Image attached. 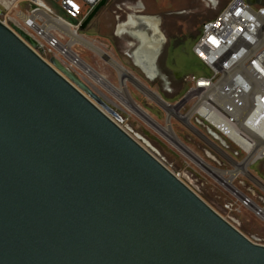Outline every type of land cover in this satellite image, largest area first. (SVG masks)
Masks as SVG:
<instances>
[{
    "label": "water",
    "instance_id": "1",
    "mask_svg": "<svg viewBox=\"0 0 264 264\" xmlns=\"http://www.w3.org/2000/svg\"><path fill=\"white\" fill-rule=\"evenodd\" d=\"M42 54L0 22V264H264V246L120 128L89 83Z\"/></svg>",
    "mask_w": 264,
    "mask_h": 264
},
{
    "label": "rangeland",
    "instance_id": "2",
    "mask_svg": "<svg viewBox=\"0 0 264 264\" xmlns=\"http://www.w3.org/2000/svg\"><path fill=\"white\" fill-rule=\"evenodd\" d=\"M228 2L229 0H108L83 31L76 29L79 36L100 47L110 60L122 67L135 81H127V95L142 109L154 126L156 124L159 128L170 127L176 139L200 158L210 170L182 153L172 142L165 139L156 127L127 107L125 98L116 99L88 76L78 70L77 72L125 121V125L131 130L130 135L140 145L175 176H179L211 209L230 221L246 238L264 246V220L255 214L253 208L249 210L241 207L238 200L242 195L249 198L255 206L264 208V165L256 164L250 167L251 177L242 174L236 176L230 187L240 194L235 195L233 190L218 181L213 171L231 172L234 166L228 158H234L238 162H241L242 158H235L232 149L225 151L224 154L220 153L214 147L219 145L211 141L202 126L192 122L196 128L193 129L187 124L185 118L191 115V104L182 107L179 116H173L168 120L165 109L151 98L152 95H157L167 105L175 106L182 102L186 94L185 76L210 75L209 69L190 54L193 52L202 24L216 18ZM3 3L6 4L5 7L2 6ZM31 5L44 12L51 10L65 23L76 26V22L59 13L57 6L50 0H0L1 18L5 19L6 26L11 28L14 21L19 22L18 14H29ZM139 16L156 17L155 19L159 21L158 30L164 42L157 61L159 75L153 81L149 80L143 74L144 71L135 66L132 57H129L139 47V42L127 33L120 36L118 32L119 26L126 24L130 17L134 19ZM143 31L147 36L152 35L151 32L147 34L145 29ZM69 41L70 39L65 36L62 43L65 45ZM132 43L135 46L131 47ZM71 50L88 68L113 87L120 89V77L109 62L81 45H75ZM44 58L47 62L51 59ZM228 178L229 176L221 177L224 180ZM230 203L234 204L237 210L232 219L224 210Z\"/></svg>",
    "mask_w": 264,
    "mask_h": 264
},
{
    "label": "built area",
    "instance_id": "3",
    "mask_svg": "<svg viewBox=\"0 0 264 264\" xmlns=\"http://www.w3.org/2000/svg\"><path fill=\"white\" fill-rule=\"evenodd\" d=\"M50 1L57 6L59 13L76 22V26H72L75 29H80L102 2ZM258 1L259 3L251 5L247 0H229L216 18L202 24L192 51L209 69L210 75L185 76L186 94L182 100L185 101L184 107L191 104V112L193 111L186 121L187 124L193 129L196 128L192 122L202 126L211 141L219 145L213 144L220 153L224 154L232 149L233 156L242 158V161L238 162L228 156L227 158L232 162V166L233 163L245 164L247 173L239 174L249 177L250 167L256 164L264 165V0ZM38 11L42 10L35 6V9H31L26 15L32 17ZM44 13L56 17L51 10ZM1 17L0 22L6 26V20ZM22 25L25 28L23 31L42 46L44 61V57L56 58L64 67L79 75L67 59V51L61 50L67 46L62 43L65 36L61 32L50 29L44 35L46 24L38 18L34 19L31 26L23 23ZM116 123L122 129L126 127L121 117ZM238 200L241 207L249 210L255 205L245 196ZM224 210L230 219L237 212L232 203L226 205Z\"/></svg>",
    "mask_w": 264,
    "mask_h": 264
},
{
    "label": "bare ground",
    "instance_id": "4",
    "mask_svg": "<svg viewBox=\"0 0 264 264\" xmlns=\"http://www.w3.org/2000/svg\"><path fill=\"white\" fill-rule=\"evenodd\" d=\"M3 7L6 6L5 3L2 4ZM40 6V5H38ZM43 7V6H42ZM44 8V7H43ZM19 22H13L14 26L16 28H19L21 30H25L24 25H30L34 22L35 18L44 20L46 27L44 30V35L48 33L50 29L58 30L61 32L62 35H65L70 39L69 43L67 44L65 49H61L62 51H67V59L69 62L74 65V67L82 72L85 76H88L91 80L95 82L98 86L104 88L109 93L113 94L114 97L118 100H121L123 98L126 99V103L128 104L127 107H129L133 112L138 113L142 118L147 120L149 123H151L154 126V123L150 119H148V116L142 111L140 107H138L134 102L130 100V98L127 95L126 90V83L128 80H131L135 82L130 75L118 64H116L114 61L110 60L109 64L117 71L119 77H120V89H117L113 87L111 84L106 82L102 77L97 75L93 70L88 68V66L84 63H82L78 57H76L72 52L71 49L75 45H81L90 51L97 54L99 57L106 56L105 53L102 51L100 47L95 45L93 42H89L82 38V36H79L77 34V30L70 26L69 24L65 23V21L61 20L57 17H52L42 11L36 12L32 17H29L25 14H18ZM130 17L126 24L119 26L118 32L126 31L130 36L135 38L139 42V47L133 52L132 59L136 63V65L141 68L143 73L149 78L153 79V77L158 75V71L156 68V60L158 59V55L163 43V38L161 33L158 30L159 21L156 19H150L148 17L139 16L138 18L131 19ZM149 20V21H148ZM152 22V23H151ZM35 31L37 32V29L33 26ZM143 29H149V31L152 33L151 36H147ZM74 30V31H73ZM70 50V51H69ZM81 77V76H80ZM151 94V93H150ZM151 98L155 100L157 103H159L167 112L168 114V120L173 116H179V112L184 107L185 101L180 102L179 104L175 106L167 105L165 102L160 100L159 96L152 95ZM193 112V111H192ZM191 112V114H192ZM191 115L187 116L185 120L187 121L190 118ZM158 131L167 139L168 141L172 142L182 153L190 157L193 161H195L198 165L207 168L202 160L198 157H196L191 151H189L186 147H184L173 135L170 127L167 128H159L156 124L155 126ZM234 170L228 173H221L217 171H213L216 175V178L218 181H221L225 186L231 187V182L238 176L239 173L246 174V165L245 164H238L233 163ZM223 176H229L227 180L221 179ZM233 190L232 192L240 196V194ZM242 196L239 197L241 199ZM251 208H253L255 214L264 220V209L258 208L257 206L253 205Z\"/></svg>",
    "mask_w": 264,
    "mask_h": 264
},
{
    "label": "trees",
    "instance_id": "5",
    "mask_svg": "<svg viewBox=\"0 0 264 264\" xmlns=\"http://www.w3.org/2000/svg\"><path fill=\"white\" fill-rule=\"evenodd\" d=\"M191 56L195 57L193 53L190 54ZM196 58V57H195ZM197 59V58H196ZM198 60V59H197ZM199 61V60H198ZM200 62V61H199ZM197 76V75H196Z\"/></svg>",
    "mask_w": 264,
    "mask_h": 264
},
{
    "label": "flooded vegetation",
    "instance_id": "6",
    "mask_svg": "<svg viewBox=\"0 0 264 264\" xmlns=\"http://www.w3.org/2000/svg\"><path fill=\"white\" fill-rule=\"evenodd\" d=\"M137 42H138V41H137ZM133 45H134V44L132 43L130 46L133 47ZM134 46H135V45H134Z\"/></svg>",
    "mask_w": 264,
    "mask_h": 264
},
{
    "label": "crops",
    "instance_id": "7",
    "mask_svg": "<svg viewBox=\"0 0 264 264\" xmlns=\"http://www.w3.org/2000/svg\"><path fill=\"white\" fill-rule=\"evenodd\" d=\"M163 43H164V42H163ZM163 43H162V44H163ZM192 53H193V52H192ZM143 74H144V73H143ZM144 75H145V74H144ZM145 76H146V75H145ZM146 77H147V76H146ZM147 78H148V77H147ZM148 79H149V78H148ZM150 80H151V79H150Z\"/></svg>",
    "mask_w": 264,
    "mask_h": 264
}]
</instances>
